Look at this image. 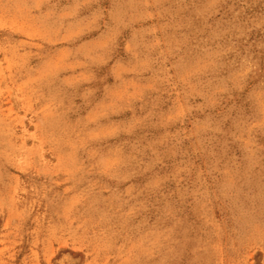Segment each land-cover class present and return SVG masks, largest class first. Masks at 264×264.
I'll list each match as a JSON object with an SVG mask.
<instances>
[{
    "label": "rangeland",
    "instance_id": "374dc122",
    "mask_svg": "<svg viewBox=\"0 0 264 264\" xmlns=\"http://www.w3.org/2000/svg\"><path fill=\"white\" fill-rule=\"evenodd\" d=\"M0 264H264V0H0Z\"/></svg>",
    "mask_w": 264,
    "mask_h": 264
}]
</instances>
